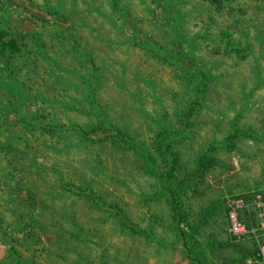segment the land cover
I'll list each match as a JSON object with an SVG mask.
<instances>
[{
  "label": "rangeland",
  "instance_id": "obj_1",
  "mask_svg": "<svg viewBox=\"0 0 264 264\" xmlns=\"http://www.w3.org/2000/svg\"><path fill=\"white\" fill-rule=\"evenodd\" d=\"M260 245L264 0H0V264H256Z\"/></svg>",
  "mask_w": 264,
  "mask_h": 264
},
{
  "label": "built area",
  "instance_id": "obj_2",
  "mask_svg": "<svg viewBox=\"0 0 264 264\" xmlns=\"http://www.w3.org/2000/svg\"><path fill=\"white\" fill-rule=\"evenodd\" d=\"M243 207L241 200L233 201L228 212V230L235 237H244L251 233L247 224L240 217V209ZM256 264H264V245L259 246Z\"/></svg>",
  "mask_w": 264,
  "mask_h": 264
},
{
  "label": "trees",
  "instance_id": "obj_3",
  "mask_svg": "<svg viewBox=\"0 0 264 264\" xmlns=\"http://www.w3.org/2000/svg\"><path fill=\"white\" fill-rule=\"evenodd\" d=\"M210 1L215 2V3H220L221 0H210ZM178 207H179V206H178ZM178 209H179V208H178ZM179 217H180V219H184V217H183V215L181 214V212H179ZM183 235H185V234H183Z\"/></svg>",
  "mask_w": 264,
  "mask_h": 264
}]
</instances>
